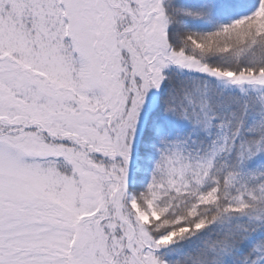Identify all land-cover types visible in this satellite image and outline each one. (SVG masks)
<instances>
[{
	"label": "snow or ice",
	"instance_id": "1",
	"mask_svg": "<svg viewBox=\"0 0 264 264\" xmlns=\"http://www.w3.org/2000/svg\"><path fill=\"white\" fill-rule=\"evenodd\" d=\"M0 264H264V0H0Z\"/></svg>",
	"mask_w": 264,
	"mask_h": 264
}]
</instances>
